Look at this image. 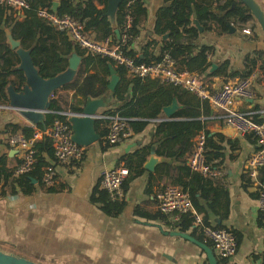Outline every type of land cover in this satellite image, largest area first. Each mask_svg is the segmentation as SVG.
<instances>
[{
  "label": "crops",
  "instance_id": "1",
  "mask_svg": "<svg viewBox=\"0 0 264 264\" xmlns=\"http://www.w3.org/2000/svg\"><path fill=\"white\" fill-rule=\"evenodd\" d=\"M53 1L59 2V5L61 3V0ZM256 1L264 9V0ZM167 5H169L168 0L146 1L147 18L140 28V36L132 46L140 58L144 57L146 53L144 46L150 40L158 38L162 43L163 38L154 34V25L157 11ZM98 7L102 8L103 5L98 4ZM30 15L36 16L34 11ZM25 17V14L18 13L19 19L23 20ZM110 18L112 25L118 29L116 11L110 14ZM192 21L200 30L195 45L214 47L209 56V71L202 76L196 73L203 79L200 78V81L216 89L227 81L242 78L241 73H245L247 66H250L253 72L258 74L255 84L256 95L243 103L242 109L263 108L264 32L256 18L245 23L237 22L236 25H232L234 31L230 30L229 34L223 36L206 31L199 25L195 16L192 17ZM248 28L251 30L250 34L244 31ZM62 37L60 36V39L63 41ZM160 47L161 44L153 45L149 53L158 54ZM12 52L17 53V51ZM175 56L181 59L185 56V52L178 50ZM247 58L257 60V63L250 64ZM226 60L231 63V70L237 72L234 77L228 79L222 75H210ZM213 65L216 67L214 68ZM19 67L20 64L17 68ZM128 77L130 78L129 75ZM11 80L16 82L18 77L12 75ZM9 86H15L18 90L16 84ZM64 93L72 97L74 95L73 91L67 90ZM132 96L133 85L129 88L127 99H131ZM91 99L99 100L95 114L116 109L123 104L111 90L101 97ZM170 104L164 106L158 121L171 119L178 110L189 108V105L180 101ZM210 106L211 116L201 118L209 120L207 129L212 135L223 136L222 144L226 148L224 153L227 154L223 169L226 170L224 176L228 182L230 195L228 217L221 219L219 215L209 212L210 222L212 226L241 234L238 253L231 260H221L217 257L213 243L204 237L201 227L197 224L187 231H180L172 214L161 212L163 217L155 219L137 214L139 206L151 213L160 212L157 207V194L162 183L154 182L152 192L148 193L147 182L149 174L155 173L156 166L165 160L163 156L152 153L144 164L145 174L125 186L126 199L118 201L122 205V210L118 214L111 215L105 212L102 202L96 200L101 198L113 201L109 194L105 196L103 192H95L97 188L100 191L104 190L99 180L101 171L104 168L124 166V163L118 165L119 158L135 150L137 146L129 152H125L126 147L138 141H142V145L149 143L158 121L152 120L144 132L134 134L123 143L107 149H105L107 145L105 136L103 144L100 136L98 141L85 146L83 158L70 166L56 164L55 158L50 160L56 165L57 171L55 191L48 190V187L42 184V175L41 177L31 175L28 189L17 184L13 192L11 182L15 178H20L15 176L13 171L22 153L18 147L10 144V134L20 132L19 126L24 125L38 129L19 110L13 108L0 109V152L6 156L7 169L10 173V182L7 184L3 177H0V249L14 252L36 264H211L207 253L200 246L174 233L179 231L196 240L201 241L200 238H203L209 241L216 255L215 264L263 263L264 225H261L260 220V215L263 213L258 206L257 187L245 170V163L258 151L259 142L253 135H242L238 132L228 134L229 127L219 119L223 111L218 107ZM189 118L185 116L183 119ZM70 122L74 128L71 119ZM100 126L102 125L100 124L99 128H105ZM191 137L189 136V141ZM231 140H237L238 143L232 147L229 144ZM230 155L232 158H228ZM261 171L264 173V168Z\"/></svg>",
  "mask_w": 264,
  "mask_h": 264
},
{
  "label": "trees",
  "instance_id": "2",
  "mask_svg": "<svg viewBox=\"0 0 264 264\" xmlns=\"http://www.w3.org/2000/svg\"><path fill=\"white\" fill-rule=\"evenodd\" d=\"M27 1L34 9L47 8L53 12V0ZM146 1L122 0L119 4L116 9V26L120 31V37L117 36L116 28L112 25L108 14V0H61L56 14H70L85 22L86 30H92L96 38L114 36L122 44L125 53L135 58L137 63H158L166 55H170L176 60L177 70L198 73L200 76L209 71V56L214 47L195 45L200 30L193 24L192 17L195 16L199 25L203 26L206 31L220 36L229 34L231 25H236L237 22L245 23L254 18L249 7L241 0H168L169 5L163 6L157 11L154 34L163 38L168 33L169 37L163 39L162 43L158 38L150 40L144 46L146 52L144 57L140 58L132 46L140 36V28L147 18ZM97 3L103 7L99 8ZM18 13L19 11L11 6L0 4V103L10 101L8 93L10 84H16L20 91L25 82L23 71L17 68L21 63L20 57L9 49L4 27L10 28L14 37L21 40L23 48L30 51L39 73L46 79L65 72L70 64L69 58L73 53H77L81 57L77 75L71 82L56 90L61 93L57 101H53L52 112L46 115L44 123L36 125L38 129H45L58 119L66 120L67 117L60 113L62 111L82 113L88 100L106 94L110 90L111 65H113L116 73L120 76V81L113 94L123 104L116 109H108L104 113H119L131 118L130 124L135 134L144 132L152 120L158 121L165 105L172 104L174 101L189 105V108L175 112L171 119L158 121L149 143L137 145L135 150L119 158L118 165L124 163V166L129 170L125 186L145 174L144 164L152 153H156L163 156L165 160L156 166L155 173L149 174L148 193L152 192L154 182L162 183L160 190L168 185H177L190 196L195 210L203 216L206 225H211L209 212L219 215L221 219L228 217L230 195L225 176L209 178L193 171L188 164V158L193 152L189 136H194L199 131L206 133L207 160L213 167L223 168L227 158V154L224 153L226 148L222 144L223 136L212 135L207 129L209 120L201 118L202 116H211V106L208 102L202 101L198 95L180 86L140 76H130L129 78L124 66L117 65L99 54H91L72 41H62L59 31L46 19L28 15L22 20L18 18ZM125 36L126 39H124ZM160 44L158 54L149 53L150 47ZM178 50L185 52V56L181 59H177L175 56ZM247 61L253 65L257 63V60L250 58ZM246 70L245 73H241L242 78L253 73L250 66H247ZM236 73L231 70L230 61L226 60L210 75H222L229 79ZM12 75H16L18 81L11 80ZM131 85H133V96L131 99H127ZM67 90L74 92L73 97L64 93ZM185 116L190 118L183 119ZM101 123V120H96L95 128L102 137L100 141L103 144V137L106 135L107 129L99 128ZM19 128L27 137H31L35 131L33 126L28 125L19 126ZM237 143V140L229 142L232 147ZM109 147L111 145L107 144L105 149ZM36 150V168L29 175H21L18 179L12 177L15 178L11 182L13 192L17 184L19 187L28 189L31 182L30 177H41L43 167L54 159L50 137H45L36 146ZM228 158H232V156L230 155ZM0 163V177H3L7 184L10 182V173L7 169L6 156L1 152ZM47 189L55 191L56 187L53 185ZM95 192H103L105 196H108L107 191H100L99 188ZM96 200L101 201L104 211L111 215H116L122 210V205L118 201L101 198ZM137 214L153 219L163 217L161 212L151 213L140 206L137 208ZM260 220L261 225H264V214L260 215ZM194 224L195 216L192 213L183 215L176 222L180 231H187ZM234 232L240 244L242 236L239 232ZM194 236H196L195 233ZM200 239L201 241L205 240ZM204 242L211 245L209 241L205 240ZM261 264H264V261Z\"/></svg>",
  "mask_w": 264,
  "mask_h": 264
},
{
  "label": "built area",
  "instance_id": "3",
  "mask_svg": "<svg viewBox=\"0 0 264 264\" xmlns=\"http://www.w3.org/2000/svg\"><path fill=\"white\" fill-rule=\"evenodd\" d=\"M0 4L11 6L13 9L28 16L34 11L35 15L46 19L63 36L64 42L72 41L91 54L102 57L122 65L131 77L140 76L151 78L166 84L183 87L198 95L203 101L220 108L223 113L219 116L225 126L235 128L242 135H253L259 142V149L245 163V170L252 177L258 190V206L264 214V107L257 110L242 109L243 103L253 99L256 95L255 84L257 72L246 78L227 81L221 87L212 89L210 85L200 81L196 73L177 70L176 60L166 55L161 62L153 64L137 63L135 58L125 53L122 44L114 36L96 38L95 34L86 30V24L70 14L58 15L47 8L34 9L27 0H0ZM32 16V15H30ZM250 34L251 30L245 29ZM67 39H65V38ZM126 39V36L124 37ZM59 91L51 94L50 99L57 101ZM15 109L9 102L0 103V109ZM18 110V109H15ZM66 120H56L53 125L45 129H35L31 137L21 131L10 134V144L18 147L22 157L15 167V176L31 173L37 164L36 146L45 138L52 139L55 163L70 166L83 158L86 147L74 140V128L70 122L73 115L83 116V113L62 111ZM95 120H101V125L107 129L105 135L107 144L116 146L135 132L131 118L119 113H98ZM100 126V127H102ZM193 152L188 158V164L195 172L209 178L224 177L226 170L213 167L207 160V141L204 131L197 132L190 138ZM1 166V163H0ZM129 170L125 166L104 168L100 174L101 187L106 190L113 201H125V181ZM57 171L54 163L43 167L42 184L47 187L56 183ZM158 209L164 214H172L176 222L187 214L195 216V224L201 227L204 237L213 243L217 257L221 260H231L238 253V241L235 234L225 228L206 225L203 216L199 214L190 196L177 185H168L157 194Z\"/></svg>",
  "mask_w": 264,
  "mask_h": 264
},
{
  "label": "water",
  "instance_id": "4",
  "mask_svg": "<svg viewBox=\"0 0 264 264\" xmlns=\"http://www.w3.org/2000/svg\"><path fill=\"white\" fill-rule=\"evenodd\" d=\"M251 10L253 16L258 21L260 27L264 32V9L256 0H241ZM122 0H108V14L115 13L117 7ZM59 7V2L54 1L52 10L56 13ZM231 30L234 31L232 25ZM7 34V43L11 51H17L20 57L21 63L19 70L23 71L25 75V82L23 89L18 91L15 86H8V93L10 97V104L18 109L21 114L34 123L35 125L44 123L46 115L52 112L53 101L50 96L53 92L60 89L63 85L71 82L77 75L79 65L81 63V57L77 53H73L69 58L68 69L53 77L46 79L40 73L35 66L31 53L28 49L22 48V42L20 39H16L8 27H4ZM116 34L120 37L119 29H116ZM169 34H165L163 39H167ZM215 68L216 65H213ZM120 81V76L116 73L113 65H111V80L109 89L114 91L117 84ZM99 100L90 99L84 107L83 116H73L71 118L74 124V140L77 143L89 146L92 143L99 140L100 135L95 128L94 115L97 111ZM235 128H229L228 134L235 133ZM142 141L130 144L126 147L125 152H129L133 147L141 145ZM1 187V186H0ZM178 236H182L185 239H189L198 246H200L208 255V259L211 264H215L216 255L212 247L206 242L196 240L188 234L182 232H174ZM0 264H36L25 257H22L14 252L0 249Z\"/></svg>",
  "mask_w": 264,
  "mask_h": 264
}]
</instances>
